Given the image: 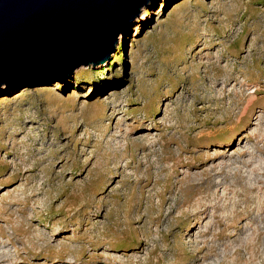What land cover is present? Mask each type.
Instances as JSON below:
<instances>
[{"label":"rangeland","instance_id":"obj_1","mask_svg":"<svg viewBox=\"0 0 264 264\" xmlns=\"http://www.w3.org/2000/svg\"><path fill=\"white\" fill-rule=\"evenodd\" d=\"M0 264H264V0H152L1 86Z\"/></svg>","mask_w":264,"mask_h":264},{"label":"water","instance_id":"obj_2","mask_svg":"<svg viewBox=\"0 0 264 264\" xmlns=\"http://www.w3.org/2000/svg\"><path fill=\"white\" fill-rule=\"evenodd\" d=\"M152 0H0V87L61 80L109 58ZM71 70V71H70Z\"/></svg>","mask_w":264,"mask_h":264},{"label":"bare ground","instance_id":"obj_3","mask_svg":"<svg viewBox=\"0 0 264 264\" xmlns=\"http://www.w3.org/2000/svg\"><path fill=\"white\" fill-rule=\"evenodd\" d=\"M134 15H135V14H134ZM126 27H127V26H126ZM119 34H120V32H119ZM36 78H37V77H36ZM14 83H17V82H13V83H10V84H14ZM20 84H22V83H20ZM1 85L3 86V85H5V84L2 83ZM7 85H9V84H7Z\"/></svg>","mask_w":264,"mask_h":264}]
</instances>
